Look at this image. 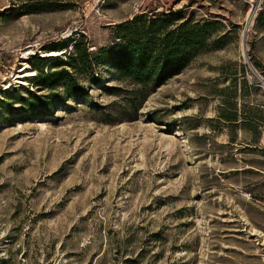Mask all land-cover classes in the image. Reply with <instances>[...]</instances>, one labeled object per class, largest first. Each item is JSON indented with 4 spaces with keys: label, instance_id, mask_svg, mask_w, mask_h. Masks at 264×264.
Returning <instances> with one entry per match:
<instances>
[{
    "label": "rangeland",
    "instance_id": "1",
    "mask_svg": "<svg viewBox=\"0 0 264 264\" xmlns=\"http://www.w3.org/2000/svg\"><path fill=\"white\" fill-rule=\"evenodd\" d=\"M170 12L209 37L142 103L108 61L76 76L82 94L37 92L34 57L65 58L50 45L97 56L116 25ZM13 90L33 109L0 108V264H264V0H0Z\"/></svg>",
    "mask_w": 264,
    "mask_h": 264
},
{
    "label": "trees",
    "instance_id": "2",
    "mask_svg": "<svg viewBox=\"0 0 264 264\" xmlns=\"http://www.w3.org/2000/svg\"><path fill=\"white\" fill-rule=\"evenodd\" d=\"M50 8L33 7L31 10L37 12ZM177 20L181 22L175 23ZM210 27L211 24H199L193 17L177 18L174 12L160 19H152L140 14L116 25L114 27L116 44L111 48L102 49L97 56L88 53L83 43L74 42L70 52L66 51L65 43L52 44L49 50H65L63 53L65 58L47 60L34 57L37 59V65H33L36 71L34 81H37L39 88L37 92L58 91L61 85L66 95L82 94L76 76L88 75L92 78L94 68L108 61L117 74L116 81L119 85L124 84L130 88L124 92L127 94L124 101L133 108L136 104L142 103L154 89L182 72L198 56L206 45ZM110 90L115 96H121L119 94L122 92L121 88L115 87ZM16 92L17 90L3 93L4 95L0 96V108L9 112L6 99H13L15 103L25 105L28 111L32 110V103L30 101L25 103V98ZM25 93L31 100H37L39 111L47 106L48 101L35 94L33 90H27ZM225 102L222 101L223 106ZM219 114L220 119L228 122L236 121L237 118L235 108L230 115L223 110ZM244 123V127L255 132V124L252 121H246L245 117Z\"/></svg>",
    "mask_w": 264,
    "mask_h": 264
},
{
    "label": "bare ground",
    "instance_id": "3",
    "mask_svg": "<svg viewBox=\"0 0 264 264\" xmlns=\"http://www.w3.org/2000/svg\"><path fill=\"white\" fill-rule=\"evenodd\" d=\"M22 72H25V71H22ZM22 72H20V73H22ZM22 77H26V76L25 75H23V76L22 75L16 76V79H17L16 83H18L19 82L18 80H20Z\"/></svg>",
    "mask_w": 264,
    "mask_h": 264
},
{
    "label": "water",
    "instance_id": "4",
    "mask_svg": "<svg viewBox=\"0 0 264 264\" xmlns=\"http://www.w3.org/2000/svg\"><path fill=\"white\" fill-rule=\"evenodd\" d=\"M251 16H252V14L249 15V20H250ZM248 22H249V21H247V23H246V27H247V25H248Z\"/></svg>",
    "mask_w": 264,
    "mask_h": 264
}]
</instances>
